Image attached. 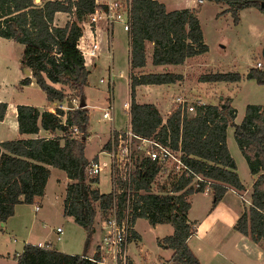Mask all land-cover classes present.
I'll use <instances>...</instances> for the list:
<instances>
[{
  "label": "trees",
  "instance_id": "1",
  "mask_svg": "<svg viewBox=\"0 0 264 264\" xmlns=\"http://www.w3.org/2000/svg\"><path fill=\"white\" fill-rule=\"evenodd\" d=\"M223 1L233 24L239 22L238 12L246 7L259 11L264 0H208ZM130 30L129 64L135 66L145 56V42L153 45V64H181L191 55L189 49L206 52L207 46L201 38V29L195 9L169 10L166 14L154 0H129ZM92 0H0V38L10 39L22 46L19 66L28 69L48 102L56 106L82 97V88L87 84L88 70L77 46L81 35L78 22L93 11ZM58 11L73 14L62 26L52 24ZM218 15V14H217ZM139 85L170 84L182 79L173 72L139 74ZM245 77L257 85L264 84V71L249 68ZM24 76L19 85L30 83ZM131 78L129 96L130 114L134 130L144 137L157 136L169 141L184 154V161L196 173L210 181L212 206L221 199L230 186L238 191L243 185L236 172L234 160L225 145L226 128H232L233 140L239 149L249 173L254 176L251 183L249 206L234 223V228L250 240H264V104L248 103L244 107L241 121L234 123L235 110L229 97L221 98L217 104H193V114L184 108L174 107L162 123L156 107L134 100V78ZM241 75L233 71L207 72L198 75L199 82L239 81ZM59 85L55 88L54 85ZM73 95V96H72ZM6 102L0 101V121L3 119ZM17 133L35 134L39 129L58 131L60 136L11 139L0 142V223L13 214L15 204H32L44 194V185L49 176L47 166L65 172L71 183L65 186L63 214L72 217L84 231L80 254L61 253L30 243L24 244L15 264H93L85 257L94 233L96 208H107L111 195L98 193L85 183L84 165L87 161L84 149L88 123L85 107L55 108L54 113L46 109L37 110L31 105H16ZM65 116L64 124L61 122ZM76 125L80 138L67 132V126ZM157 169L153 165H137L131 188L134 194L130 223L137 217L148 224L167 223L172 226L168 236L156 238L161 248L171 250L168 261L172 264H200L187 245L186 239L193 233V224L187 222L189 209L186 197L192 192H201L203 184L194 189L187 187L189 179L180 178L171 186L169 193H151L149 185ZM122 197L118 196V206ZM97 206V207H96ZM133 230L127 242L137 240Z\"/></svg>",
  "mask_w": 264,
  "mask_h": 264
},
{
  "label": "crops",
  "instance_id": "2",
  "mask_svg": "<svg viewBox=\"0 0 264 264\" xmlns=\"http://www.w3.org/2000/svg\"><path fill=\"white\" fill-rule=\"evenodd\" d=\"M154 1L158 3L163 10L166 11L180 10V9H195L197 11V15L203 9V6L206 3H210L214 5V2L208 0L207 1L202 0L201 4H198L196 0H154ZM214 7L216 14H218L224 11L226 5L223 1H221L218 3V5L217 4L214 5ZM217 11L219 12L217 13ZM243 11L246 13L247 17L251 15V18L254 19V25H255V28L253 25H249V29L250 31H252L253 34L251 35V39L248 42L245 41V43L246 42L249 44L253 43V45L250 46H255L256 44L261 46L262 44H264V27L261 26L259 27V25L261 24V22H264V15L255 7L243 8L241 11L238 12V19H239L238 24H240L241 22L240 15L242 14ZM220 15L221 16L229 15V13L224 12L223 14ZM69 19L71 20L74 19L72 13L68 14L65 12L58 11L57 13L54 14L52 24H54L55 26L58 25L62 26L64 25V22ZM81 24L83 26L81 30V36H79L77 40L78 43L80 39H82L84 42H87L90 39L89 27L83 22ZM111 37H112V33L110 35V39L107 40L106 35L102 32L100 34L101 44H100V52L98 56L95 59H92L90 64L88 60L86 62L84 61L85 67L88 70V75H87V84L82 88V93H81L82 97L84 98L83 101L85 102L86 100V97L83 95V90L87 87H90V84L91 85L93 84V87H96L95 97H97V99H94L93 100L94 102L92 103L85 102L86 105L85 108L87 109V115L89 117L86 127V133H90L89 130L91 129L90 126L91 119H95L96 123L100 121L98 120L100 117L99 108L105 106V103L108 101L109 97L112 99V104H113L112 127L115 128L114 120L116 113L114 112V96L111 93V96L109 95L108 97L106 85L104 83H99V79L101 78L102 74L106 73L109 68H112L110 62V54L108 53L109 43L111 49V43H112ZM126 41H127V59H128L130 47H129L127 34H126ZM0 43L3 42L0 41ZM157 48L158 47H156V49ZM152 50H153L152 43L145 42V56L143 60H141L139 63L135 65V67H133L134 72L132 73V77H135L134 87H133L134 100L136 104L138 103L153 104L156 107L159 114H160L159 105L163 106L162 110H164L163 111L164 116L160 114L162 120H165L168 117V115L170 114L171 110L174 107L176 106L180 107V105L176 102L177 99L184 100L185 103L181 105V107H184L186 105H189L188 104L189 100H194L196 103H201V104H208V103L217 104V100H219V98H223V97L226 98L227 96L230 98L231 106L234 108V101L235 99H239V96L243 94L242 92L244 86L250 85L251 81H253L252 79H247L245 77L246 71L253 66L252 63L250 62L246 66L244 71L239 73V75H241V79L239 81L199 82L196 79L194 81L197 83V85H195L194 87L196 88L197 90L196 91L190 88L191 81L189 80L188 75L191 72H195L196 66H199L200 68L197 69L201 70L199 73L195 72L197 74L196 78H198V75L206 74L207 72L233 71L228 69V66L230 64H228L227 62H225L224 64L222 63L220 64V62L215 63L216 60L219 61L225 60V58H227L225 57V55L230 53L231 51H228L225 55L218 56V55H210L208 52V47L206 52H198L195 49H189L191 55L186 57V59L181 64H172V63L153 64L150 57L155 50L153 52ZM251 54H253V52ZM128 64H129V59H128ZM217 67H223V68L227 67V68L221 69L219 71ZM163 72H173L180 74L182 76V79L170 84L139 85L137 83L138 80L137 76L139 74H147V73L152 74V73H163ZM91 74H96L95 77L96 80H94L93 83H91L89 79L91 77ZM120 75L121 74H118V76ZM24 76H25L24 72L20 69V66L18 65V68L16 69L14 76L9 80V82L4 81L0 83L1 86H3L2 89L0 90V101L6 102L7 104L3 119L0 121V142L6 141V139L4 138L6 134L5 132L6 129H10L11 132L14 133V139L49 137L50 134H54V133L55 135L59 134L58 136H60V133L58 131L47 132L46 130H41V129H39L38 132L35 134L24 133L19 135L17 133V123L15 118L16 105H23V104L31 105L39 111H42V109H46L50 111V109L53 106L57 105V103L55 102H48L46 98H44V94L43 97L41 96L40 90L38 89L34 81L31 80L30 75H28V77L31 80L30 83L23 84L22 86L19 85L18 84L19 80L23 79ZM125 82L128 87V92H127L128 97L124 98L123 101L118 105V110H120V106H122V103L124 101L129 100L131 102V97L129 96V86L131 84V79L130 81H128L127 78ZM54 87L59 88V85L55 84ZM149 89L151 90L155 89V90L152 94L149 95L146 93V91H149ZM8 93H13L15 94V96L22 95V97L18 98L19 100L17 101L10 102L7 99ZM171 94H174L173 99L171 98L172 96ZM170 98L171 100H173V104L171 105V107L168 104ZM75 100L79 102L78 98ZM248 103H249L248 101H245L243 103V109L245 105ZM252 104H257V103H252ZM89 111H92L91 114L92 117L90 116ZM120 111L118 112L119 114ZM236 113L234 117V123L238 124L243 116L237 118ZM123 115L126 116V121L124 122V124H127V115L125 114ZM109 124H110L109 122H106V124L103 123V126L100 128L101 134L105 136V139L103 140L102 138H100L102 140V144L105 142L108 136L107 131L110 126ZM123 125L120 126L119 128H122ZM228 128L231 127L227 126V128L225 129L226 130L225 145L226 148L229 150L231 157L234 160L237 175L239 177L241 185H243L244 188L243 190L238 191L230 186L226 187L225 193L223 194L221 199L216 203L215 206H212L210 204L212 197L211 188H209L207 191L192 192V194L188 195L186 197V200L188 202L189 209L187 211L186 217H187V222L193 224L194 231L186 239V242L192 253H194V255L196 256L197 260H199L200 264H264V240L259 239L256 242L250 240L249 237L240 234L234 228L235 220L244 211H246L247 207L249 206V203H244L240 199V196H242V198H244L245 200L247 199L249 200L251 193V186H252L251 183L253 181L254 176H252L249 173L248 168L245 165L244 159L242 158L239 149L236 147V144L233 140V136L229 134ZM96 154L92 155L91 157H88L85 154V157L86 159H89L94 157ZM47 168H48L49 176L44 185L43 196L35 199L34 203L32 204L29 203L15 204L13 206V210H14L13 214L9 216L5 222L0 223V231L2 230V232L3 231L6 232L9 229V231H12L13 233L15 232L19 233L20 225L18 224V221L20 219L22 220L23 218V211H21L19 208L27 206L28 209L31 210L30 212L34 217L38 212L42 211L41 204L46 203L49 206V208L54 209L57 212V217L61 220L60 223L51 226L50 229L49 228L45 229L46 223L41 222L40 227L43 230L40 228L32 229L30 227H27V230L22 235L23 237L22 248L24 244L30 243L43 248L47 247L56 250L58 252H61L63 254L64 253L70 255L80 254L81 251L79 252L78 250L79 247L82 246L81 243H82V239L84 238V231L83 229H81L80 226L75 224L72 217L63 214V208H62L63 199L65 196L64 189L67 184L71 183V180H69L66 177L65 172L58 170L59 173L53 180L56 184L58 183L63 185L62 192L59 196L56 197L55 188L52 185L49 191L50 197H47L46 187L49 184V180L51 175L53 174V171L57 170L55 168H52L51 166H47ZM100 180L101 178H99V181ZM160 189H162V187ZM100 192L107 193L101 190ZM33 206H36L38 210L35 211L33 209ZM93 226H94V233L89 243L87 255H90L95 250V247L97 246V244L95 243H97L101 237V230L99 228L100 226L98 225V220L96 219L94 220ZM57 227H60L62 229L60 241H62L64 235H68L71 238L72 236H74V238H72L69 242L64 244L58 243L60 241H55V236H56L55 229ZM132 230L136 234H138V238L137 240L133 239L127 242L128 244L127 254L129 257L130 264H172L171 262L168 261L171 250L167 248H161L157 245V243H155L156 238L168 236L172 233V226L170 224L156 223V225L152 226L148 224L146 219L142 217H137V219H135L132 223ZM97 234L99 235V237H96ZM22 248L19 250V252H16L14 254L15 259L17 255L20 254ZM3 254L5 256H9V253L7 251H5V253ZM3 256L0 254V257ZM15 259L13 260V264H15Z\"/></svg>",
  "mask_w": 264,
  "mask_h": 264
},
{
  "label": "built area",
  "instance_id": "3",
  "mask_svg": "<svg viewBox=\"0 0 264 264\" xmlns=\"http://www.w3.org/2000/svg\"><path fill=\"white\" fill-rule=\"evenodd\" d=\"M202 0H196L201 4ZM93 11L86 15V25L89 27L90 39L84 42L79 40L78 48L83 60H88L89 64L92 59H95L100 52V34L103 32L106 39H110L114 24L120 25L121 30L127 34L130 30V4L129 0H92ZM82 30V29H81ZM81 36V35H80ZM110 54V43L108 46ZM253 68L264 71L263 60L256 61ZM113 73L111 68L106 72L104 78L99 79V83H104L107 87L108 97L111 96L113 88ZM176 102L180 108H184L185 113L193 114V105L181 107L184 100L177 99ZM73 108H77L78 102L75 99L71 100ZM129 100L122 103V110L127 115V124L122 128H113V104L109 97L107 104L99 108L100 121L109 122L108 136L105 142L98 149V153L87 159L83 171L85 175V183L90 189H98L99 176L106 175V182L111 195V202L101 209L97 207L98 225L101 230V237L97 242L95 250L85 258L93 264H130L127 254V239L132 230L130 217L132 213H137L139 207L133 210L134 194L131 188L132 179L136 173L137 165H153L157 169L152 182L155 178L162 177L160 185L162 189L155 193H169L171 186L177 183L180 178L189 179L187 187L199 188L200 183L203 184L202 191H207L210 181L204 178L201 174L196 173L184 161V154L178 148H173L169 145V141H161L157 136L144 137L138 133L131 124ZM55 108L67 109L65 106H53L49 112L54 113ZM65 116H62L61 122L64 124ZM165 120H162V123ZM67 132L73 137L80 138L81 132L78 131L76 125L67 126ZM49 137H54L50 134ZM82 140H86L82 138ZM166 190V192H164ZM201 191V192H202ZM122 197L121 205L118 206V196ZM244 203H249L240 196ZM250 204V203H249ZM33 209L38 210L36 206ZM55 241L61 240L62 229H55Z\"/></svg>",
  "mask_w": 264,
  "mask_h": 264
},
{
  "label": "rangeland",
  "instance_id": "4",
  "mask_svg": "<svg viewBox=\"0 0 264 264\" xmlns=\"http://www.w3.org/2000/svg\"><path fill=\"white\" fill-rule=\"evenodd\" d=\"M35 3H38L37 0H33ZM207 1V0H206ZM218 5L217 2H214V5ZM213 4L206 3L203 6V9L198 13L197 19L199 20L200 29H201V37L208 47V52L210 55H218L222 56L225 55L228 51H231L230 53L226 54L225 60L219 61L216 60L215 63L224 64L227 62L230 64L228 66V69L233 70L235 72H242L246 68V66L251 62L252 65L258 61L262 60L261 56V50L264 44L259 46L256 44L255 46L253 43L249 44L247 43L251 39V35L253 34L252 31L249 29V25H254V19L251 18V15L249 17L246 16V13L243 11L240 15L241 22L240 24H233L232 20L229 15L221 16L219 11H217L218 15L215 12V7ZM183 6V5H182ZM165 11L166 14L168 11ZM263 15L264 12L260 11ZM216 14V16H215ZM87 21L86 17L83 18L78 24H80V27L82 28V22L85 24ZM264 27V22H261L259 27ZM253 30V29H252ZM3 43H0V83L1 82H9V80L14 76V73L16 72V69L19 65V57L22 51V48L19 44L13 42L9 39H1ZM111 49H110V62L112 65L111 71L113 73V88H112V95L114 96V112L116 113L114 124L115 129L119 128L124 124L126 121V116H124V111L122 110L120 106V110H118V105L123 101L124 98H127V92L128 87L126 85V79L128 78V81H130V77L132 76V73L134 72L133 67L128 64L127 59V41H126V34L121 30V27L119 24L115 23L112 37H111ZM245 41H247L245 43ZM244 42V43H243ZM243 43V44H242ZM253 52V54H251ZM201 66V65H200ZM200 68L199 66L195 67V72L199 73L201 70L197 69ZM227 68V67H225ZM223 67H217V69L220 71L221 69H225ZM207 69V68H206ZM195 72H191L188 75L190 83V88L196 90L195 85H197L196 82H194L197 78V74ZM118 74H121L118 76ZM127 74V77H126ZM106 76V73L102 74L101 78H104ZM96 77V74H91V77L89 78L91 83L94 82ZM198 81V80H197ZM3 86L0 84V90ZM130 88V86H129ZM155 89H149V91H146L147 94H152ZM197 91V90H196ZM242 92V91H241ZM243 94L239 96V99H235L234 101V108L235 112H237V118H240L244 114L243 109V103L245 101H248L249 103H257L260 105L264 104V84L263 85H257L254 81H251L250 85H246L243 88ZM13 93L7 94V99L10 102H14L19 100L18 98L22 97V95H17ZM43 97V93H40ZM96 94V87H93V84H90V87H87L83 90V95L86 97L85 102L86 103H92L94 102V99H97L95 97ZM171 98H174V94H171ZM73 96V95H72ZM93 98V99H92ZM152 98V97H149ZM168 101L169 106L173 104V100ZM224 98V97H223ZM222 98V99H223ZM77 99V98H75ZM169 99V98H168ZM217 100V103L220 101ZM196 103L194 100H189L190 105H193ZM107 102L105 103V105ZM63 106L66 104L63 102ZM159 105V104H158ZM66 107V106H65ZM163 106L159 105V111L162 116H164L162 110ZM66 109H63V111ZM120 111V114L118 113ZM90 116L92 117V111H89ZM103 123L106 124V122L98 121L95 122V119L90 120V126L91 129L89 130L90 133L86 134V141H84V153L86 156L91 157L92 155L96 154L98 152L99 147L102 144V140L105 139V136H103L100 132V128L103 126ZM125 125V124H124ZM123 125V127H124ZM229 134L232 135L231 128H228ZM5 139L11 140L14 139V133L11 132L10 129H6ZM57 134V133H56ZM55 135V133L53 134ZM59 135V134H58ZM102 138V140L100 139ZM58 170H54L53 174L50 177L49 184L46 187L47 190V197H50V189L51 186L55 188V195L56 197L59 196L62 192V184H56L54 182V178L58 175ZM102 176V177H101ZM105 176V177H104ZM100 175L99 178L101 180L99 181L98 189H100L103 192H108L109 187L106 182V175ZM162 177H156L154 183L152 186H150V192L155 193L156 191L160 190ZM166 192V190L164 191ZM48 199V198H47ZM42 211L38 212L36 216H32L31 210L28 209V207H20L19 209L23 211V218L18 221V224L20 225L19 233H13L12 231H9V229L5 232L2 230L0 231V254L3 256L5 251L9 253V256H3L0 257V264H13V260L15 259L14 254L16 252H19V250L22 248V235L27 230V227H30L32 229L40 228L41 222L46 223L45 229H50L51 226H54L55 224L60 223V219L57 217V212L54 209L49 208V206L46 203L41 204ZM49 210V212H48ZM99 215L98 209H96V216L95 219L97 220ZM43 230V229H42ZM9 231V232H8ZM96 237H99L97 234ZM74 238V236H72ZM68 235H64L62 241L58 242L60 244H64L69 242L71 239ZM30 239V238H29ZM75 240V239H74ZM83 243V239H82ZM81 243V245H82ZM97 244V243H95ZM82 246L79 247V252L82 251ZM96 248V247H95ZM4 258V259H3Z\"/></svg>",
  "mask_w": 264,
  "mask_h": 264
},
{
  "label": "water",
  "instance_id": "5",
  "mask_svg": "<svg viewBox=\"0 0 264 264\" xmlns=\"http://www.w3.org/2000/svg\"><path fill=\"white\" fill-rule=\"evenodd\" d=\"M259 8L264 11V2L260 3V7ZM261 56H262V60L264 62V45H263L262 50H261ZM23 72H24L25 76H28L30 74L28 69H24ZM65 106H66L67 109H72L73 108V104L71 103V100L69 98H66V105ZM85 106H86L85 102L83 100H79V102L77 104V108L85 107Z\"/></svg>",
  "mask_w": 264,
  "mask_h": 264
}]
</instances>
